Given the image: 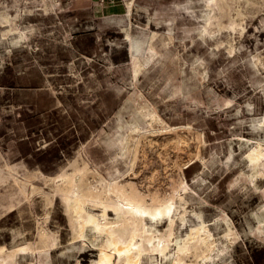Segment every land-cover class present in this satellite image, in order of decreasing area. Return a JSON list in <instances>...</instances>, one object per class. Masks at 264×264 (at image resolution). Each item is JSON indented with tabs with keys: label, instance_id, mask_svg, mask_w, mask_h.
Segmentation results:
<instances>
[{
	"label": "rangeland",
	"instance_id": "1",
	"mask_svg": "<svg viewBox=\"0 0 264 264\" xmlns=\"http://www.w3.org/2000/svg\"><path fill=\"white\" fill-rule=\"evenodd\" d=\"M48 1L53 9L43 0H0V167L17 166L20 176L56 177L76 161L87 162L108 180H132L162 197L175 195L180 210H187L185 223L177 220L178 235L200 214L222 246L228 218L238 239L205 264H264V177H252L245 156L255 142L264 144L263 0H255L258 10L239 2L245 30L225 29L207 42L201 38L207 0ZM5 15L16 30L3 22ZM126 30L143 39L154 32L175 36L171 51L182 58L181 97L169 98L173 69L161 46L139 82L134 79ZM217 41L224 44L217 48ZM228 43L236 47L233 52ZM195 68L201 80L193 77ZM137 90L166 125L183 127L186 143L178 146L161 130L165 124L155 123L138 153L134 178L129 134L136 126L150 128L131 102ZM10 190L0 183V248L35 243L46 216L43 226L59 243L49 252H20L19 264L98 259L92 245L74 240L60 201L44 208L36 196L19 209L9 208Z\"/></svg>",
	"mask_w": 264,
	"mask_h": 264
},
{
	"label": "bare ground",
	"instance_id": "2",
	"mask_svg": "<svg viewBox=\"0 0 264 264\" xmlns=\"http://www.w3.org/2000/svg\"><path fill=\"white\" fill-rule=\"evenodd\" d=\"M43 1L47 9L54 5L49 4L48 0ZM240 1L207 0L205 5L210 12L204 19V30L201 32V38L205 42L208 41L207 38L214 37L225 29L235 31L240 27L245 30L243 27L245 14L238 6ZM246 2L253 9L258 10L260 7L259 2L255 0H246ZM2 19L3 22L10 24L11 30H16L14 20L10 16L5 15ZM226 21L228 24L225 23ZM126 37L130 40L133 49L134 79L139 82L140 76L148 69L151 59L160 53L157 46H161L167 50L166 66L173 69L168 76L169 98L181 97L184 88L178 76L182 73V58L180 53L171 51V47L175 46V36L172 34L159 36L158 32H154L149 39H143L133 37L131 32L126 30ZM223 44V41H217L216 47L220 48ZM228 45V51L233 52L236 47L232 43ZM146 54L151 56L147 57ZM193 77L201 80V72L197 68L194 69ZM135 86L137 87V84ZM130 99L139 113V118L146 120L150 126L148 129L136 126L129 134L132 153L130 162L135 178L134 166L143 141L153 134L155 123L165 124V122L156 107L140 90L130 95ZM261 127L264 130V117L261 119ZM181 129L183 127L172 128L165 124L161 130L165 134H172L176 144L182 146L186 140L181 135ZM243 141L246 144L251 142L250 139ZM152 142L153 139H150L149 144ZM245 156L253 171L252 177L254 179L258 176L264 177V144L260 141L255 142ZM61 173L56 177L45 176L40 172H30L20 176L17 166L6 164L0 167V183H8L11 188L6 196L9 208L19 209L23 206V202L29 203L36 196L41 198L44 208L51 206L54 200L60 201L74 234V240L82 242L87 247L92 245L98 252V259L93 264H159V257L160 264H205L206 261L229 251L238 239L230 220L223 219L226 223L224 237L227 243L218 246L214 233L200 214H196L199 220L196 224L190 226L185 234L178 235L177 220L179 219L182 224L185 223L187 210L186 208L180 210L175 195L162 197L148 188L142 190V187L140 188L132 180L126 182L118 178L108 180L97 170H93L87 162L79 164L76 161L71 164V169ZM182 189L188 190L187 185L185 184ZM179 198L184 200L180 195ZM46 214L48 215V212ZM47 220L46 216L37 228L35 243L13 250L1 247L0 264H19L17 256L20 252L26 253L33 249L49 252L56 249L59 245L57 236L43 226ZM164 225L166 228H161ZM88 231L92 237L89 236Z\"/></svg>",
	"mask_w": 264,
	"mask_h": 264
}]
</instances>
